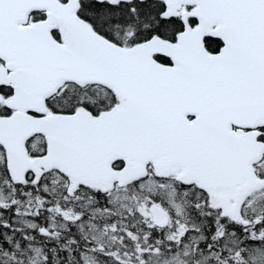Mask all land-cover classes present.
Masks as SVG:
<instances>
[{
	"label": "snow or ice",
	"instance_id": "1",
	"mask_svg": "<svg viewBox=\"0 0 264 264\" xmlns=\"http://www.w3.org/2000/svg\"><path fill=\"white\" fill-rule=\"evenodd\" d=\"M0 264H264V0H0Z\"/></svg>",
	"mask_w": 264,
	"mask_h": 264
}]
</instances>
